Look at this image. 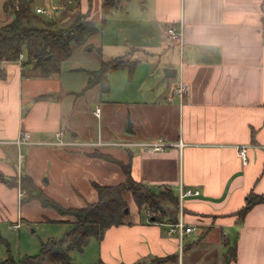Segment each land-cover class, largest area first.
<instances>
[{"label": "crops", "instance_id": "0c3cea01", "mask_svg": "<svg viewBox=\"0 0 264 264\" xmlns=\"http://www.w3.org/2000/svg\"><path fill=\"white\" fill-rule=\"evenodd\" d=\"M55 1L66 18L73 1ZM76 1L85 13L89 0ZM103 1H90V17L104 18L88 41L93 64L64 68L71 55L57 72L36 76L22 65L26 50L0 61V221L47 217L61 232L74 220L37 199L21 204L19 185L10 183L23 172L58 203L78 207L97 200L95 184L121 183L127 170L177 196L181 185L198 188L179 213L195 230L180 249L169 223L151 222L136 205L130 222L72 251L74 264H142L167 255L174 258L161 264H219L221 256V264H264V201L238 213L250 192L264 195V0H120L104 14ZM168 26L178 40H166ZM117 56L136 59L133 72L109 71L105 93L86 87L90 72ZM181 82L188 85L182 95L174 91ZM59 128L69 145L53 143ZM24 130L38 143L11 142ZM159 139L167 144L161 151L137 144ZM215 246L225 252L219 256Z\"/></svg>", "mask_w": 264, "mask_h": 264}, {"label": "trees", "instance_id": "16d2710c", "mask_svg": "<svg viewBox=\"0 0 264 264\" xmlns=\"http://www.w3.org/2000/svg\"><path fill=\"white\" fill-rule=\"evenodd\" d=\"M90 1L85 13L79 11L76 5L74 9H69L70 13L65 14L69 19H59V23L53 17L44 19L41 13L33 10L31 0H13L12 5L11 1H6L5 6L11 7L13 18L0 26V61L19 60L20 54L26 50L27 58L22 59V65L25 68L30 66L27 71L31 75L41 76L57 72L61 60L70 57L76 48L83 46L90 51L93 47L88 41L99 31V24L104 20L103 17L97 21L90 17ZM119 1L104 0L103 14L117 6ZM136 64V59L123 56L102 60L100 66L90 72L86 87L97 85L101 92H108V72L127 67L132 73ZM10 185H19L22 191L19 200L21 204L37 199L43 206L56 210L61 216H72L74 220L69 222L71 225L61 236L42 240L37 254H24L16 258L8 253L0 259V264H74L72 251L82 250L92 237L101 238L109 227L130 222L127 192L131 193L140 210H146L151 222L171 224L179 219V199L172 190L168 187L154 190L150 185L133 179L127 170L126 179L121 183L95 184L97 200L78 207H65L58 203L24 172L18 178L13 177ZM262 201L264 195L250 192L246 196L245 205L238 211L239 215L243 216L251 206ZM44 220L52 219L44 217ZM173 258L174 255L156 257L150 264H161Z\"/></svg>", "mask_w": 264, "mask_h": 264}, {"label": "rangeland", "instance_id": "374dc122", "mask_svg": "<svg viewBox=\"0 0 264 264\" xmlns=\"http://www.w3.org/2000/svg\"><path fill=\"white\" fill-rule=\"evenodd\" d=\"M6 1H9V0H0V26L4 23L9 22L13 18L11 7H8V8L5 7ZM72 1L73 3L69 5L72 7H75L78 4V1L76 0H72ZM33 4L35 5L40 4L41 7H44L46 9V12L41 14L42 17H44V19H49L50 17L51 18L53 17L57 19V23H59V19L63 20V18H60V15H58V11L55 10V7H56L55 0H33ZM96 56L97 54L95 51L93 52L89 51L88 49L81 46V47L76 48L75 52L72 54L70 59H66L65 62H63V67L65 68V66L70 65L73 61H76V63H82V64L84 63L86 65H90L96 61L95 59ZM71 75L72 77H79V73H73ZM89 129H92L91 124L89 126ZM126 199L128 202V208L130 210V214L128 218H134V213H135L134 209H136L137 207H136V203L130 192L126 193ZM177 208H178V213H179L180 203ZM157 215L159 217L161 216L160 213H158ZM14 223L10 221H0V259L7 256L8 253H11L16 258H19L23 256L24 254H32V255L37 254L40 251V243L42 240H45L46 238L53 237V236L59 237L67 229V226H66L65 230L58 232L57 228L62 227V225L51 224L50 222H46L44 218L41 221L40 220L23 221V223L19 222V226L16 228L13 226ZM186 237L187 236H185V238ZM215 247L217 249V252H218L217 254H219V256H221L225 252V249L222 246H218V248L217 246ZM207 253L208 255H210L209 251ZM89 256H92V255L88 253L87 257ZM189 260H192V259L189 258ZM216 261L219 262V264H221V262L223 261L222 256H221V259H217ZM213 263L214 262L212 261L206 264H213ZM138 264H141V263H138ZM142 264H147V262H144ZM149 264H150V261H149ZM172 264H178V262H172Z\"/></svg>", "mask_w": 264, "mask_h": 264}, {"label": "built area", "instance_id": "2783aa9c", "mask_svg": "<svg viewBox=\"0 0 264 264\" xmlns=\"http://www.w3.org/2000/svg\"><path fill=\"white\" fill-rule=\"evenodd\" d=\"M56 11H59V8L56 6L55 7ZM35 11L37 13H45L46 9L44 7H36ZM165 36H166V40L167 41H176L179 39L180 34L177 32L176 28L174 26H168L165 29ZM22 53L20 54V58L22 57ZM176 93L182 95L187 93L188 91V85L185 82H181L179 84H177L175 90ZM94 113L96 115H100V107H96L94 110ZM64 134V130L62 128H59L56 131V141H53V143H57V144H65V145H69V142H66L62 139V136ZM12 143H15L16 145H22V144H32V143H38L37 141H33L30 132L24 130L22 131L17 138H15V140L11 141ZM122 144V142H119ZM141 149L145 150V151H161L164 150L167 146V144L165 143V141L159 139L157 141H142V142H138L137 143ZM178 145H181V143H178ZM239 154L242 158L243 162H246V146H241L239 149ZM26 161V154L23 152H20L18 154V163L19 166H23V164ZM199 189L198 188H191V187H183V185H181L180 187V191L178 194V199H179V203H180V211L179 213H181L182 210V199L185 196H190V195H198L199 194ZM22 193V191H21ZM13 226L16 228L19 226V222H16L13 224ZM169 229H168V233H176L177 237H178V241H179V245H180V249L183 247V238L185 234H189L192 231L195 230V228L193 226H188L185 224V222L183 221L181 214L179 216V219L176 223H171L168 224Z\"/></svg>", "mask_w": 264, "mask_h": 264}, {"label": "water", "instance_id": "95a60500", "mask_svg": "<svg viewBox=\"0 0 264 264\" xmlns=\"http://www.w3.org/2000/svg\"><path fill=\"white\" fill-rule=\"evenodd\" d=\"M165 73H166V75H172V74L174 75L175 71H174V69L166 68ZM129 128H130V122L128 121L127 129H129ZM125 210L128 211V208H126Z\"/></svg>", "mask_w": 264, "mask_h": 264}]
</instances>
